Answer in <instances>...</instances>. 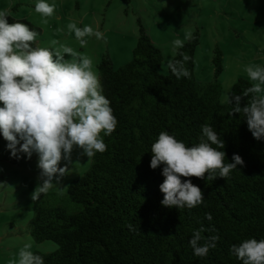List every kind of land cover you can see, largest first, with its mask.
<instances>
[{
  "label": "trees",
  "instance_id": "trees-1",
  "mask_svg": "<svg viewBox=\"0 0 264 264\" xmlns=\"http://www.w3.org/2000/svg\"><path fill=\"white\" fill-rule=\"evenodd\" d=\"M137 25L132 59L114 69L104 54L97 66L102 94L118 121L111 136L101 133L107 150L92 157L88 169L64 193L47 192L33 201L30 237L37 244L57 246L51 253H33L41 255L44 264H242L231 254L232 245L264 240V140L253 138L242 113L229 115V97L241 95L252 83L238 79L221 104L218 77L224 68L218 47L211 60L213 81L200 82L195 76L198 30L171 59L180 60L178 53L186 52L191 77L178 80L169 68L161 75L162 51L140 21ZM204 124L224 141L220 150L226 153L225 162L232 163L238 154L244 166L225 180L191 178L203 193V204L193 209L164 207L163 165L151 169V146L162 131L194 146ZM201 227L214 228L202 233L205 238L219 236L203 258L189 245L193 231Z\"/></svg>",
  "mask_w": 264,
  "mask_h": 264
},
{
  "label": "clouds",
  "instance_id": "clouds-1",
  "mask_svg": "<svg viewBox=\"0 0 264 264\" xmlns=\"http://www.w3.org/2000/svg\"><path fill=\"white\" fill-rule=\"evenodd\" d=\"M56 5L38 0L35 12L48 22L55 14ZM9 12L0 11V135L7 142L10 158L31 159L38 157L40 183L31 195L33 201L40 199L68 172V164L74 149L87 158L107 150L101 133L111 136L117 127V118L110 101L102 94L100 77L94 70L93 59L60 45L54 50L33 47L38 32L21 22L9 23ZM81 48L87 46L86 37L105 39L103 32L91 26L78 27L76 22L67 24ZM185 39H191L187 35ZM57 45L56 40L51 41ZM173 52L184 48V41L172 42ZM182 59L169 60L167 67L179 80L190 78L185 66L191 59L186 52L178 53ZM67 57V58H66ZM251 86L241 95H231L230 116L243 114L248 130L257 141L264 140V67L254 64L245 66ZM248 97L241 107V101ZM200 142L188 147L174 136L162 131L151 146V169L163 165L162 205L167 208L193 209L204 203L201 189L191 178L214 180L227 179L244 161L238 154L232 163L225 162L224 141L208 124L201 126ZM215 145L216 147H213ZM61 161L66 162L60 167ZM185 178L182 180L181 178ZM55 180V183L53 181ZM205 218L211 221L210 213ZM131 228V225H129ZM214 228L194 230L189 240L193 254L206 257L216 247L218 235L205 238L203 232ZM201 241L203 243L201 244ZM31 243H25L17 258L9 264H44L41 255L34 254ZM242 264H264V240L247 239L230 248Z\"/></svg>",
  "mask_w": 264,
  "mask_h": 264
},
{
  "label": "rangeland",
  "instance_id": "rangeland-1",
  "mask_svg": "<svg viewBox=\"0 0 264 264\" xmlns=\"http://www.w3.org/2000/svg\"><path fill=\"white\" fill-rule=\"evenodd\" d=\"M37 2L0 0V11L7 10L8 19L13 23H25L38 32L33 47L52 50L60 45L72 47L93 59L96 72L104 54L110 56L114 69L132 59L138 21L162 51L159 72L163 76L175 54L172 42L177 38L185 42L187 35L198 30L200 43L194 56L195 76L200 82L213 81L211 60L214 48L218 47L224 68L218 77L221 104L226 103L238 79L251 82L245 66L264 62V0H45L56 5L54 16L46 24L35 12ZM73 21L78 27L87 25L100 30L105 39L86 37L87 46L81 48L74 33L67 29V24ZM53 40L58 44L52 45ZM6 145L0 137V264H9L17 258L25 243H31V251L39 253H51L57 248L51 242L35 243L28 232L33 212L31 195L40 183L38 157L34 153L30 160L10 158ZM90 162L91 158L74 149L68 172L48 192L64 193L67 185L88 169ZM65 163L61 161L60 167Z\"/></svg>",
  "mask_w": 264,
  "mask_h": 264
},
{
  "label": "crops",
  "instance_id": "crops-1",
  "mask_svg": "<svg viewBox=\"0 0 264 264\" xmlns=\"http://www.w3.org/2000/svg\"><path fill=\"white\" fill-rule=\"evenodd\" d=\"M258 65L264 67V62H263V64H258Z\"/></svg>",
  "mask_w": 264,
  "mask_h": 264
}]
</instances>
